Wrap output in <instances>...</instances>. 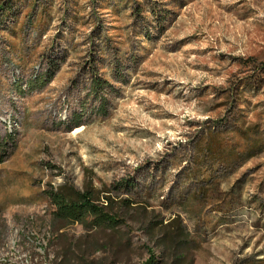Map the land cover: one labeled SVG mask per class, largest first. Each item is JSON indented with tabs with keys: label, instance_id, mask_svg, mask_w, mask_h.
Segmentation results:
<instances>
[{
	"label": "rangeland",
	"instance_id": "rangeland-1",
	"mask_svg": "<svg viewBox=\"0 0 264 264\" xmlns=\"http://www.w3.org/2000/svg\"><path fill=\"white\" fill-rule=\"evenodd\" d=\"M0 133V264H264V0H0ZM63 185L123 223L55 221Z\"/></svg>",
	"mask_w": 264,
	"mask_h": 264
},
{
	"label": "trees",
	"instance_id": "trees-1",
	"mask_svg": "<svg viewBox=\"0 0 264 264\" xmlns=\"http://www.w3.org/2000/svg\"><path fill=\"white\" fill-rule=\"evenodd\" d=\"M49 67L48 72L37 74L33 79H30L28 82L29 89L41 88L50 81L58 70V66L57 63L51 62ZM91 69L92 76L87 95L92 96L93 99H99L102 106L106 103L105 97L100 96L102 90L106 87L111 88V85L105 78L98 76L95 67ZM75 125H80V119L75 121ZM13 143L14 137L11 133H5L4 135L0 133V165L9 156L10 147L13 146ZM109 192L105 191L103 201L100 200L99 195H97L93 187L78 190L72 185H63L57 189L50 188L44 193L53 207L52 215L55 221L64 223L78 222L92 227L105 226L114 229L123 222L119 218L118 213L112 209L113 200ZM124 205L128 206L129 203L125 201ZM181 236L182 231H177L175 236H171L169 232L164 231L160 241L166 247H170L171 245L174 246L176 238ZM148 251L152 254V250ZM176 259L178 260L180 257ZM143 264H160V260L155 259L151 255Z\"/></svg>",
	"mask_w": 264,
	"mask_h": 264
},
{
	"label": "bare ground",
	"instance_id": "bare-ground-1",
	"mask_svg": "<svg viewBox=\"0 0 264 264\" xmlns=\"http://www.w3.org/2000/svg\"><path fill=\"white\" fill-rule=\"evenodd\" d=\"M4 264V263H3ZM19 264H25V263H19Z\"/></svg>",
	"mask_w": 264,
	"mask_h": 264
}]
</instances>
